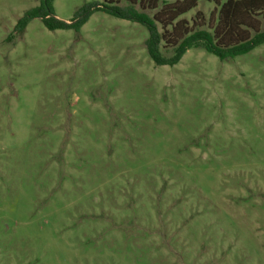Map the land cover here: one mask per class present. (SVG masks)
<instances>
[{"label": "rangeland", "instance_id": "1", "mask_svg": "<svg viewBox=\"0 0 264 264\" xmlns=\"http://www.w3.org/2000/svg\"><path fill=\"white\" fill-rule=\"evenodd\" d=\"M39 4L0 0V264H264V43L160 65L103 10L18 34Z\"/></svg>", "mask_w": 264, "mask_h": 264}, {"label": "trees", "instance_id": "2", "mask_svg": "<svg viewBox=\"0 0 264 264\" xmlns=\"http://www.w3.org/2000/svg\"><path fill=\"white\" fill-rule=\"evenodd\" d=\"M200 0H105L79 11L74 20L59 19L54 0H40L18 21L22 34L29 22L41 18L51 30H79L95 11L137 22L149 32L148 49L157 64L174 65L192 48H201L221 60H231L264 43V0H206L215 4L208 17L198 11L190 22L182 16ZM12 38V37H11ZM172 49L166 56L163 50Z\"/></svg>", "mask_w": 264, "mask_h": 264}]
</instances>
